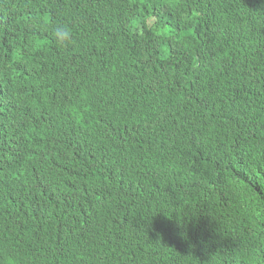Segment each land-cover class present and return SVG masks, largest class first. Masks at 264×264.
<instances>
[{
    "label": "trees",
    "instance_id": "obj_1",
    "mask_svg": "<svg viewBox=\"0 0 264 264\" xmlns=\"http://www.w3.org/2000/svg\"><path fill=\"white\" fill-rule=\"evenodd\" d=\"M4 187L0 264H264V0H0Z\"/></svg>",
    "mask_w": 264,
    "mask_h": 264
},
{
    "label": "clouds",
    "instance_id": "obj_2",
    "mask_svg": "<svg viewBox=\"0 0 264 264\" xmlns=\"http://www.w3.org/2000/svg\"><path fill=\"white\" fill-rule=\"evenodd\" d=\"M51 29L54 43L57 46L64 47L67 44L73 43L71 29L67 25L54 23L51 25ZM59 184L60 188L57 194L54 196L53 204L57 203L59 198L62 196L59 195L62 194L61 189H63L66 193L74 191L69 181L68 175L62 171H60ZM39 185H41V183H39ZM2 192V197L0 199V202L2 203L0 207V219L2 215H6L10 224L13 226L17 225L19 230L27 235L26 230L22 229L23 226L18 224L21 220V217L19 216L20 213L17 211V209L24 205H28L35 211V221H44V205L45 203H48V199L43 196H33L28 194L19 196L16 192L9 189L8 187H4Z\"/></svg>",
    "mask_w": 264,
    "mask_h": 264
}]
</instances>
